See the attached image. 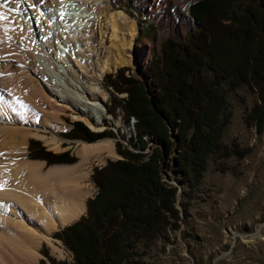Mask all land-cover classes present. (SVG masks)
Listing matches in <instances>:
<instances>
[{
  "label": "trees",
  "instance_id": "1",
  "mask_svg": "<svg viewBox=\"0 0 264 264\" xmlns=\"http://www.w3.org/2000/svg\"><path fill=\"white\" fill-rule=\"evenodd\" d=\"M189 13L201 28L192 29L186 42L172 37L163 42L161 55L152 59L141 78L127 75L124 67L117 69L115 78L104 77L115 91L127 93L122 108L125 119H136L140 147L145 148L142 136L149 134L160 148L144 160V153L119 142L123 158L94 168L97 192L87 199L86 214L55 234L72 251V264H126L140 240H154L167 225H177L176 187L162 180L159 169L173 151L178 152L176 170L191 179L192 187L212 155L219 157L221 150L237 156L249 152L237 143L232 152L221 141L230 114L223 85L235 90L247 84L256 92L247 120L258 134L264 133V0H196ZM70 132L87 142L114 135L110 129L91 131L79 121ZM28 156L44 159L48 166L75 160L67 152L42 147Z\"/></svg>",
  "mask_w": 264,
  "mask_h": 264
},
{
  "label": "bare ground",
  "instance_id": "2",
  "mask_svg": "<svg viewBox=\"0 0 264 264\" xmlns=\"http://www.w3.org/2000/svg\"><path fill=\"white\" fill-rule=\"evenodd\" d=\"M77 1L81 3L80 12L61 24L57 17L55 27L61 31H56L55 39L51 38V29L55 27L44 17L46 11L57 14L67 2ZM102 2L33 0L27 19L23 13L17 14L22 9L20 0H0V13L6 17L0 19V264H37L41 256L39 246L42 242L51 243V231L73 222L86 209V198L93 190L86 161L91 157H117L112 138H102L80 142V160L75 164L49 167L43 161L23 159L28 135L42 140L54 151L61 147L62 138L56 131L66 127L61 126L57 114L64 109H70L75 119L93 130H103L111 119L107 93L101 88L103 74L123 65L140 69L149 59L152 44L135 42L137 23L128 24L122 9L110 12L112 3L105 7ZM163 10L165 14L158 16L162 28L168 20L172 27L192 23L175 0H168ZM34 18L39 23L41 20L46 37L38 32ZM38 56L41 57L36 60ZM27 59L32 68H28ZM41 62L55 67L50 79H46L48 73L34 71L38 63L43 66ZM38 84L47 93L44 97L49 106V118L46 114L42 117V127L36 124L39 121L36 122L35 105L29 112L23 100L27 96L35 102ZM54 249L60 252L55 246Z\"/></svg>",
  "mask_w": 264,
  "mask_h": 264
},
{
  "label": "rangeland",
  "instance_id": "3",
  "mask_svg": "<svg viewBox=\"0 0 264 264\" xmlns=\"http://www.w3.org/2000/svg\"><path fill=\"white\" fill-rule=\"evenodd\" d=\"M20 1L22 9L17 14L22 15L23 13L29 19L31 14L29 13L31 9L30 5L33 0L31 2L28 0ZM175 1L183 6L188 16L192 19V23L187 27L179 25L173 26V28L172 22L169 20L166 22L165 28H162L158 24V16L165 14L163 6L168 0H103L101 3L105 7L112 3L110 12H115L113 9H122L128 16L126 18L128 24L130 21L137 23L139 30L135 42L138 44L144 43L147 46L148 43L152 44L150 57L140 69L129 65L120 66L124 67L127 75L141 78L151 59L161 55V45L163 42L170 37L179 42H186L192 29L201 28V25L189 14V5L196 0ZM79 4H81L80 1L73 4L67 2L64 6L65 8L61 9L57 14H51L46 11L44 17L51 21V26L55 27L57 17H59L61 24V21L78 14L80 12L79 8H81ZM93 12L95 14L98 13V6L94 8ZM34 21L36 22L35 26L38 28V32H42V36L46 37L41 27V20L39 23L37 18H34ZM56 28L51 29V38L54 37L55 39V36L58 35L56 31H61V29ZM65 50H68L66 46ZM144 52L145 56H147L148 52L145 50ZM40 57L38 56L36 60ZM41 63L44 67L49 66V70H45L38 63L39 67L35 68L36 70L34 71L40 72L41 70L42 72H46L48 73L46 79H50L49 75L52 76L53 73L51 71H54L55 67H52L51 64L50 66L49 63ZM26 64L28 68H32L29 59L26 60ZM126 68L129 69L126 70ZM116 70L112 72L106 71L105 74L111 73L110 76L115 78L114 74H116ZM88 74L90 72L87 69L86 75ZM102 81L104 83L103 77ZM63 83L68 84L65 81ZM38 86L40 94L38 93V97H35L34 102L36 104L38 102L37 105L31 102L27 96L23 100L29 112L35 105L33 108L36 109V112H39H37L36 118V122H39L36 124L42 127L44 126L43 119L45 118V114L47 115L46 118H49L48 111H46L49 109V106L44 97L47 96V93L39 84ZM101 88L107 93L106 105L112 112V114L110 113V123L105 125L103 130L110 129L114 133L113 136L105 134L102 137L112 138L117 157H91L86 161V166L90 169L89 183L93 187L91 195L86 199L93 197L97 192V187L92 180L94 168L102 167L109 160L123 158L117 150L118 143L120 142L124 147L134 151L132 145L126 141V130L130 126L125 120V115H122V105L118 97L108 89L105 83L101 85ZM28 91L30 92L31 90ZM223 91L224 93L226 92L225 94L228 99L227 108L230 114L223 129L221 141L228 145L232 152L236 149V147H233L236 143L239 149L244 151L249 150V152L243 156H237L235 154H226V151L221 150L219 157L217 154L212 155L206 169L202 172V177L195 187L190 185V178L185 177L184 173L176 170L177 151H173L169 155L165 164L161 160L159 169L162 180L176 187L175 206L179 213L177 225L174 227L167 225L163 235L154 240L149 242H146L145 239L140 240L132 250V254H130L126 264H264V133L258 134L253 125L247 120L249 109L257 101V94L247 84L240 85L235 90H229L227 86L223 85ZM114 96L116 99H113L115 98ZM36 106H38V109L35 108ZM74 114L70 109H64L57 114L59 117L56 116L61 126L63 124L66 127L56 131V134L62 138L61 147L58 150L49 149L42 140L28 135L25 139L27 145H25L23 159L26 161L37 159L35 157L31 158L28 156V153L34 148L40 149L42 147L44 150L53 153L67 152L69 156L74 157L75 160L73 162L63 164L77 163L80 160L78 156L79 144L86 140L70 135V130L73 126L72 121L74 123L76 121L82 122L86 126L88 124L82 120L75 119L73 117ZM27 119L26 123L30 121ZM23 127L27 129L26 125ZM95 132L97 131L95 130ZM47 135L51 136L49 132H47ZM148 143L150 144L147 148L148 150L145 149L146 152H143L145 154L144 160L148 158L154 149L160 148L155 139L152 140L150 138ZM37 160L42 162L44 159ZM43 162H45V166L49 165L45 160ZM55 164L62 165L60 163ZM52 165L54 164L50 166ZM179 179L182 181L179 182ZM179 187L181 191H179ZM86 209L79 217L86 214ZM59 231L60 227L51 231V243L42 242L40 244L38 251L41 256L38 257L37 264H41V261H44L45 264H50V257L73 263L72 251L55 235ZM54 246L60 252L54 249Z\"/></svg>",
  "mask_w": 264,
  "mask_h": 264
},
{
  "label": "built area",
  "instance_id": "4",
  "mask_svg": "<svg viewBox=\"0 0 264 264\" xmlns=\"http://www.w3.org/2000/svg\"><path fill=\"white\" fill-rule=\"evenodd\" d=\"M109 90H111V92H113L112 88L111 87H108ZM116 96L118 97V99L121 101V102H124V99L127 97L126 96V93H120V94H117L115 93ZM123 115V113H122ZM136 122V119L133 117V116H130L129 118V121H128V124H129V128L128 130H126V133H127V136H126V141H130V139L132 140L131 142H129L130 145H132L133 147V150L134 151H137V152H146L145 149H147L149 147V143L148 141L150 140V138H152V140L154 139L152 135H149V134H145L142 136V139L144 140L145 143H147L145 146L144 149H142L140 147V145L138 144L137 142V138H136V132H135V128H134V124ZM131 132H133L131 134ZM148 150V149H147Z\"/></svg>",
  "mask_w": 264,
  "mask_h": 264
},
{
  "label": "snow or ice",
  "instance_id": "5",
  "mask_svg": "<svg viewBox=\"0 0 264 264\" xmlns=\"http://www.w3.org/2000/svg\"><path fill=\"white\" fill-rule=\"evenodd\" d=\"M6 17L2 14V13H0V19H5Z\"/></svg>",
  "mask_w": 264,
  "mask_h": 264
},
{
  "label": "water",
  "instance_id": "6",
  "mask_svg": "<svg viewBox=\"0 0 264 264\" xmlns=\"http://www.w3.org/2000/svg\"><path fill=\"white\" fill-rule=\"evenodd\" d=\"M141 73H142V72H141ZM147 86H148V85H147ZM147 86H146V87H147ZM179 191H181V188H180V187H179Z\"/></svg>",
  "mask_w": 264,
  "mask_h": 264
}]
</instances>
